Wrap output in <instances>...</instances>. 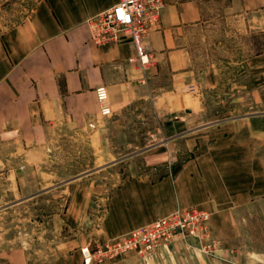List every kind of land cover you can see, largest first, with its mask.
<instances>
[{"label":"rangeland","instance_id":"obj_1","mask_svg":"<svg viewBox=\"0 0 264 264\" xmlns=\"http://www.w3.org/2000/svg\"><path fill=\"white\" fill-rule=\"evenodd\" d=\"M47 8L52 0H0L1 50ZM179 43L180 67L161 64L143 76L140 96L119 114L99 113L82 126L64 116L45 135L8 126L10 143L0 147V264H85L82 247L128 233L106 238L102 230L120 186L161 181L197 154L225 201L224 190L245 187L243 176L236 185L233 162L251 139L253 203L214 226L211 215L216 252L201 251L199 238H177L155 252L177 243L155 264H264V15L215 11ZM153 255L136 257L152 264Z\"/></svg>","mask_w":264,"mask_h":264},{"label":"crops","instance_id":"obj_2","mask_svg":"<svg viewBox=\"0 0 264 264\" xmlns=\"http://www.w3.org/2000/svg\"><path fill=\"white\" fill-rule=\"evenodd\" d=\"M118 1L52 0V10H38L34 22L21 27L10 42L2 44L3 51L0 45V147L10 143L5 137L8 126L22 127L26 134L31 133L27 128L32 126V133L45 135V128L56 125L64 116L82 126L101 111L97 99L100 86L107 88L112 111L119 114L140 96L143 76H155L161 64L171 70L180 67L185 61L179 49L182 36L215 11L230 16L264 15V0H164L160 26L145 39L153 61L142 68L130 62L136 49L129 37L108 44L91 39L87 20ZM37 142L44 143L46 138ZM252 145L251 139L241 152L244 158L233 162L236 185L237 177L243 176L239 182L245 187L224 190L230 197L225 201H220L214 191V173L207 170L199 154L161 181H134L120 186L109 198L102 223L104 237L115 238L189 206L209 211L213 226L222 215H236L239 207L248 206L254 199ZM233 149L237 153L238 146ZM176 244L155 253L151 263ZM80 262L84 264L82 258ZM113 264L142 263L132 253Z\"/></svg>","mask_w":264,"mask_h":264},{"label":"built area","instance_id":"obj_3","mask_svg":"<svg viewBox=\"0 0 264 264\" xmlns=\"http://www.w3.org/2000/svg\"><path fill=\"white\" fill-rule=\"evenodd\" d=\"M164 6V0H119L87 20L91 39L97 44H108L129 37L136 49V55L130 58V62L147 68L151 65L153 56L146 48L145 39L159 28ZM97 99L101 108L100 114L109 115L112 108L105 86L97 88ZM210 220L211 214L207 210L196 206L180 208L119 238L108 240L96 247L86 245L81 251L85 264L114 261L127 253L146 259L177 238L196 237L202 241L199 249L213 254L217 244L209 239Z\"/></svg>","mask_w":264,"mask_h":264},{"label":"water","instance_id":"obj_4","mask_svg":"<svg viewBox=\"0 0 264 264\" xmlns=\"http://www.w3.org/2000/svg\"><path fill=\"white\" fill-rule=\"evenodd\" d=\"M188 111H191V110H188Z\"/></svg>","mask_w":264,"mask_h":264}]
</instances>
